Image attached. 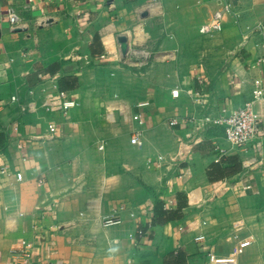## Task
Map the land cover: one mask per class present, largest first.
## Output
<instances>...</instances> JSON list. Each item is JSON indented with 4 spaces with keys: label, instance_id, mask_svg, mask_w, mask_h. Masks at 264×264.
Segmentation results:
<instances>
[{
    "label": "crops",
    "instance_id": "obj_1",
    "mask_svg": "<svg viewBox=\"0 0 264 264\" xmlns=\"http://www.w3.org/2000/svg\"><path fill=\"white\" fill-rule=\"evenodd\" d=\"M216 1L0 0V264L16 261L22 240L32 264H176L177 252L182 264H211L208 252L264 264V95L253 104L258 151L231 149L205 120L251 99L257 83L264 90V0H224L222 29L202 33ZM8 2L27 33L10 30ZM139 49L149 62L126 67ZM55 62L54 75L37 72ZM62 76L76 78L66 113L43 106ZM220 153L240 168L211 179ZM158 200L181 210L158 220ZM112 214L121 222L102 226Z\"/></svg>",
    "mask_w": 264,
    "mask_h": 264
},
{
    "label": "built area",
    "instance_id": "obj_2",
    "mask_svg": "<svg viewBox=\"0 0 264 264\" xmlns=\"http://www.w3.org/2000/svg\"><path fill=\"white\" fill-rule=\"evenodd\" d=\"M216 9L213 11L211 19L200 26V32L202 33H213L218 32L222 29L223 16L226 12L230 11V4L224 0L216 1ZM6 20L9 24L10 30L19 32H28L31 25L30 22L13 6L12 3L8 2L5 12ZM52 22L50 18L38 19L36 21L37 25H48ZM136 59L129 62V64L142 67L147 64L149 53L145 50L135 51ZM171 94L173 96H178L179 91L177 89H172ZM264 95V90L260 83H257L252 90V98L243 102L237 108L232 110H227L226 108L220 109V111L214 115L205 117L206 122H212L214 124H219L223 126L224 137L229 147L231 149L238 150L239 152L247 153L248 149H252L254 152L258 151L260 148V142L263 137L261 123L262 120L257 117L253 109L254 101L261 98ZM10 101H18V95L13 94L10 96ZM75 105V102L68 97L67 91L56 89L53 95L48 96L43 103V106L50 109L51 111H60L66 113ZM34 104L32 102H27L26 107L23 110H33ZM135 119L139 120V115L134 116ZM178 123L177 118H172L169 120V125L173 126ZM54 124H49L48 129L50 132L55 130ZM130 142L142 146V140L140 134L135 132L131 138ZM222 151V150H221ZM223 156V153L219 154L215 161H219ZM162 156H158L156 163H161ZM241 164L245 166L251 165V161L247 160L244 163L241 160ZM178 167V166H177ZM184 172H180V175ZM249 184H245V188H249ZM121 222V217L118 214H112L110 216H105L101 220L102 226H110ZM204 239L203 234H199L195 237V240L202 241ZM252 243V237L246 236L244 238L238 239L236 246V253H241L243 250ZM33 250V243L27 240H22L20 247L13 250L12 254L15 256L16 261L12 264H32L31 253ZM19 256V257H18ZM208 261L211 264H238L237 261L232 258L219 259L216 254L212 252L207 253Z\"/></svg>",
    "mask_w": 264,
    "mask_h": 264
},
{
    "label": "trees",
    "instance_id": "obj_3",
    "mask_svg": "<svg viewBox=\"0 0 264 264\" xmlns=\"http://www.w3.org/2000/svg\"><path fill=\"white\" fill-rule=\"evenodd\" d=\"M96 43V42H95ZM98 45H100L98 43ZM60 63H52L49 64L45 67L43 66H38V73H45L48 75H54L58 69H59ZM58 88L61 90H70L72 89L75 84H76V78L73 76H62L61 78L58 79ZM226 162L228 163L229 166L222 167L220 163ZM240 168V161H238L235 157L233 156H228L224 157L222 156L219 161H214L210 167L209 170L207 171V175L209 178L213 179L217 173H224L226 170H228L229 173H234ZM181 210V205L179 203V208L177 210H167L163 207V204L160 200H158L155 204V214L157 213L158 215V220H160L161 216H165L166 218L176 216L178 215V211ZM156 222V218L153 219V224ZM171 258H175L179 260L177 261L176 264H182V260H184L182 254L180 252L171 254Z\"/></svg>",
    "mask_w": 264,
    "mask_h": 264
},
{
    "label": "water",
    "instance_id": "obj_4",
    "mask_svg": "<svg viewBox=\"0 0 264 264\" xmlns=\"http://www.w3.org/2000/svg\"><path fill=\"white\" fill-rule=\"evenodd\" d=\"M117 42L119 43L120 52L122 55H126L127 52V37L125 35H118Z\"/></svg>",
    "mask_w": 264,
    "mask_h": 264
},
{
    "label": "rangeland",
    "instance_id": "obj_5",
    "mask_svg": "<svg viewBox=\"0 0 264 264\" xmlns=\"http://www.w3.org/2000/svg\"><path fill=\"white\" fill-rule=\"evenodd\" d=\"M150 59H151V58H150ZM150 59H149V60H150ZM148 62H149V61H148ZM124 65H125V63H124ZM125 66H126V67H130L131 69H132V68H133V69H137V68L139 69V68L144 67L145 65L142 66V67H136V66H131V65H125ZM134 67H135V68H134ZM135 71H136V70H135ZM137 71H138V70H137ZM114 98H115V97H114ZM92 99H94V98H92ZM115 99H116V98H115ZM95 101H96V100H95Z\"/></svg>",
    "mask_w": 264,
    "mask_h": 264
}]
</instances>
